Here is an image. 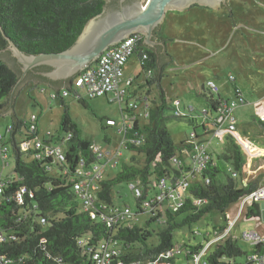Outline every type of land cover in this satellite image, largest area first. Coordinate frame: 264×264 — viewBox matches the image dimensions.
Instances as JSON below:
<instances>
[{"label": "trees", "instance_id": "1", "mask_svg": "<svg viewBox=\"0 0 264 264\" xmlns=\"http://www.w3.org/2000/svg\"><path fill=\"white\" fill-rule=\"evenodd\" d=\"M107 3L108 0H0V118L12 113V131L9 132V140H6V143L15 161L14 173L18 178V181L5 190L0 203V232L7 238L15 236L17 240L0 243V257L12 260V263L0 260V264H59L57 260L60 259L61 264H94L93 252L90 249H96L101 242H116L121 251L117 261L123 264L154 260L174 248V233L177 230L183 227L191 228L193 224L214 212L224 215L232 205L260 185L259 181L253 180L247 187L242 186L248 163L247 155L236 140L228 135L223 144V151L209 148V161L200 176L190 179L182 207L177 211L166 209L156 214L149 213L142 207V201L153 190L155 182L166 177L175 183L184 175V171L189 169L186 165H174L173 158L180 156V160L186 164L182 153L191 152L196 146L209 143L214 129L217 128L209 116L215 115L223 103L229 102L219 94L215 97L207 85H204L202 96L206 101V112L199 113L194 109L188 116H174L187 120L192 126L196 124V134L190 135L179 146L174 144L166 127V110L169 103L162 82L166 69L173 65L175 60L167 51L169 40L160 28L156 34L163 45L157 49L149 48L144 43L145 37L139 34L141 39L136 48V55L144 75L145 71L151 72V77L146 83L159 89L161 103L149 105V117L143 131L140 123L136 122L133 129L126 134L129 141L126 143V150L135 153L131 164H124L113 179L102 180L97 192L99 200L107 205L123 208L114 203L113 189L122 183H135L143 192L142 198L135 197L138 211L135 212L130 207L134 215L109 227L103 220L102 212L93 213L82 208L74 186L67 184L65 176L51 173L47 163L34 159L31 151H23L22 145L33 140L36 134L31 130V121L20 120L14 113L22 71L8 50L10 42L26 55L61 53L75 44L87 23L101 14ZM117 4L118 0L114 5ZM144 54L148 55L146 61H143ZM33 71L45 73L51 69L43 66ZM33 71L29 74L34 77L25 82L55 84L43 76H35ZM75 78L58 82L56 93L64 108L61 129L72 135L67 144L65 162L71 173L82 164L90 167L99 163L98 157L92 152V142L82 137L77 125L69 116V109L60 92L62 88H69ZM79 102L87 107L83 100ZM198 121L200 124H197ZM239 127L251 143L257 142L258 138H264V122L256 115L249 123H238V130ZM198 128L202 130V134L197 132ZM103 129L106 130L105 127ZM136 133L145 136L140 145L132 142L139 139L135 137ZM18 137L21 141L17 140ZM105 141L110 143V137L106 135ZM30 157L33 158L32 161L28 160ZM220 175L225 176L224 183L218 181ZM206 180L210 182L206 183ZM23 187L26 189L24 203L19 204L16 193ZM196 201L201 204H196ZM145 213L150 215V220L146 222L145 227H140L139 215ZM260 215V205L257 204L249 209L247 218H257ZM42 218L47 221L45 226L40 223ZM153 223L165 227L157 234V244L151 242L154 232L149 230V227ZM224 228L225 225L214 227V234L222 232ZM192 235L195 236L194 233ZM209 236L208 233L203 235L204 241H207ZM81 241L86 244H81ZM182 245L191 249L192 253L202 249V244ZM245 253L237 239L228 238L224 243L217 245L207 259L209 264H230ZM187 258L182 257L181 261H186ZM171 261L176 263L175 260Z\"/></svg>", "mask_w": 264, "mask_h": 264}, {"label": "rangeland", "instance_id": "2", "mask_svg": "<svg viewBox=\"0 0 264 264\" xmlns=\"http://www.w3.org/2000/svg\"><path fill=\"white\" fill-rule=\"evenodd\" d=\"M144 1L141 3L143 4ZM228 4L229 12L227 9L214 10L197 5L183 11H168L160 27L162 34L169 40L167 51L175 60L174 64L166 69L162 88L169 103V108L166 110V117H168L166 127L176 146L186 141L197 125L192 126L185 119L174 118L173 101L180 99L182 110L187 106L195 107L199 113L204 112L207 106L202 96V87L207 82L211 81L216 85L218 92L212 93L215 97L219 94L230 104L234 102L237 105L233 115L239 124H246L253 120L256 114L255 106L264 98V0H230ZM124 74L125 78H135L138 84L144 81V71L137 55L126 63ZM153 88L150 87L153 98H156L157 104H160V91L157 87ZM65 90H60L62 95ZM140 91L143 92L142 89ZM53 95L55 92L51 88L44 85L35 87L28 82L15 99L14 113L20 120L30 122L33 116L37 117L38 138L42 141L48 140L49 134L64 135L65 133L61 129L64 115L62 101L54 99ZM82 99L87 107L80 104L74 92L65 96L63 100L69 109L70 118L77 125L82 137L91 141L104 153L110 154L113 161H119L116 168H111L105 159L100 161L106 172L105 179H113L122 170L124 164H131V158L135 155L134 152L122 146L124 121L121 105L112 102V95L94 99L83 96ZM243 100L247 104H244ZM139 110L143 112L142 108ZM108 120L114 122V126L107 128ZM11 122L12 115L7 114L0 118V137L7 141L10 136L7 129ZM197 124H200V121ZM146 125L147 122L141 118V131ZM197 132L202 134L200 128ZM239 132L238 144L247 146L242 140L247 139L240 127ZM106 135L110 137V143L105 141ZM17 140L21 141V138L18 137ZM256 144L258 148L263 149L264 138H258ZM210 145L219 151L225 149V146L215 137L210 139ZM63 149H67L65 145ZM119 149L123 155L116 158ZM184 156H186L185 153ZM32 159V157L28 158L29 161ZM9 160L10 167L4 168L0 165V171L6 177L12 175L15 167L14 159ZM142 161H144L143 158ZM246 168L245 179H251L256 172H252V169L248 170V165ZM260 172L264 173V169ZM218 181L224 183L225 176L220 175ZM238 184L241 186L240 181ZM131 185L122 183L113 189L114 203L121 207L127 205L137 212V200ZM259 205L260 218L247 221L245 211L232 233L245 252L251 249L248 244L240 240V234L256 226H259L260 231H264V201H261ZM237 210L238 205L234 204L228 212L233 214ZM139 220L140 227H145L146 222L150 220V215L140 214ZM219 225H225L224 215L218 212L206 215L191 228L183 227L177 230L174 233V244H202L206 248L207 244L203 235L208 233L209 239H213L214 227ZM164 228L157 223L149 227V230L154 232L151 242L158 243L157 234ZM215 247V245L211 246L209 253ZM243 261V257L238 260V262Z\"/></svg>", "mask_w": 264, "mask_h": 264}, {"label": "built area", "instance_id": "3", "mask_svg": "<svg viewBox=\"0 0 264 264\" xmlns=\"http://www.w3.org/2000/svg\"><path fill=\"white\" fill-rule=\"evenodd\" d=\"M140 39L141 36L135 34L107 49L102 53L96 63L90 65L72 81L70 89H66L64 95H62L64 99L65 96L70 95V90L74 92V95L79 100H83V96L94 99L112 95V102L119 103L122 108L124 121V128L122 129V146L125 149L126 143L129 142L126 139L127 132L133 129L136 122L140 123L141 118H144L146 121L149 117L148 107L150 104L145 99V95L141 94L140 88L147 85L146 82L147 79L151 77V72L145 71V79L141 84L136 83L135 78H125L124 74L126 63L137 54L136 48ZM147 59L148 55L144 54L143 61ZM206 85L212 93L218 92L213 82H207ZM238 94L240 93L238 92ZM53 98L57 99L56 94L53 95ZM181 104L180 99L173 101L175 116H188L189 113L194 110L188 107L187 110L183 111ZM236 107L237 105L234 102L232 104L229 102L223 103L215 115L212 117L209 116V119H212L214 125L217 127L214 129L213 137L219 139L222 145L226 142V137L228 135H231L238 144L237 141L240 138V132L237 128L238 122L233 115L234 108ZM260 107L262 109L263 105L261 104L258 106V115H255L264 122V110H260ZM139 108H142L143 112H141ZM204 112H206V110ZM31 122L33 123L31 130L36 134V137L22 145L23 151H31V155L34 159L47 163L46 166L51 173L65 176L67 184L74 186V191L80 199L82 208L93 213L102 212L104 215L103 220L109 227H112L119 220L127 219L134 215L130 207L125 206L119 208L118 206H109L105 202L99 200L97 195V192L100 190V182L105 179L106 174L104 166L100 163L101 159H105L111 168H116L119 161H113V157H111L110 154L104 153L96 145H93L92 152L98 157L99 163L90 167L82 164L74 173H71L68 166H65L66 149H63V145L67 148L68 141L72 137L71 133L67 132L64 135L49 134L48 140L42 141L38 138L37 117L33 116ZM106 126L107 128L114 126V122L108 120ZM10 131H12L11 126L7 129L8 133ZM194 134H196V131H194L192 135ZM135 137H139V139L133 140L132 142L137 145L142 144L145 138L141 133H136ZM245 144L248 148L244 144L238 145H240L246 153L248 164L254 162V159H264V155L262 154L252 155L251 152L255 151L256 148L254 149L252 145L247 142ZM209 148H211L210 142L201 146H196L191 152H184L186 156L182 153L186 164L180 160V156H175L173 158L174 165L179 167L186 165L189 169L184 171V175L175 183H172L169 178L166 177L155 182L153 190L150 191L148 196L142 201V207L153 214L160 211L164 212L166 209L177 211L182 207L190 179L200 176L209 161ZM122 155L121 149H119L116 158L122 157ZM9 159H12V157L6 139L0 137V165L5 168V166L9 165ZM92 168L93 170H90ZM258 168L256 169L259 170ZM246 170L247 168H245V171ZM253 180L254 179H244L242 181V186L247 187L249 182ZM15 181H18V178L14 173V169L12 175L9 177H6V175L0 171V203L3 200L5 190ZM205 182L209 183L210 181L206 180ZM131 189L137 199L142 198L143 191L140 187L131 185ZM25 193V187L21 188L16 193L19 204L24 203ZM261 201H264V181L260 183L255 191L243 196L239 202L236 203L238 205V210L235 213L231 214L228 210L226 211L224 214L225 228L222 232H216L213 239L205 241L207 244L206 248L202 245L201 250L197 253H192L191 249L182 244H176L171 251L161 254L157 259L136 261L128 264H209L207 257L211 246L220 245L228 238L236 239L232 233L245 211V219L247 221L260 218H247V213L250 208L254 205H259ZM196 204H201V202L196 201ZM92 217L95 218V215L92 214ZM46 222L44 218L40 220L42 226H45ZM12 240L17 241L15 236L7 238L6 235L0 232V243H9ZM240 240L248 244L251 250L246 252L243 256V262H238L239 259H237L231 261L230 264H264V231H260L259 226L253 229H246L240 234ZM80 243L86 244L85 241H81ZM90 251L93 252L92 259L94 264H123L117 261L121 251L116 242H101L96 249H90ZM182 257L188 258L186 261H181ZM0 260L5 263H12V260L4 256L0 257ZM171 260H175L176 263ZM57 261L59 264L62 262L61 259Z\"/></svg>", "mask_w": 264, "mask_h": 264}, {"label": "water", "instance_id": "4", "mask_svg": "<svg viewBox=\"0 0 264 264\" xmlns=\"http://www.w3.org/2000/svg\"><path fill=\"white\" fill-rule=\"evenodd\" d=\"M115 1L108 0L103 12L87 23L75 44L61 53L26 55L12 42L8 50L24 75L45 66L51 71L42 73L43 77L52 82L68 81L96 63L107 49L135 34H142L149 48L162 46L163 43L155 41L154 36L168 11H183L200 5L214 10L227 9L229 12L227 4L230 0H145L143 4V0H118L117 6L114 5ZM27 83L19 82L18 93ZM33 85H44L57 93V89L47 83L35 82ZM70 86L62 89H70Z\"/></svg>", "mask_w": 264, "mask_h": 264}, {"label": "crops", "instance_id": "5", "mask_svg": "<svg viewBox=\"0 0 264 264\" xmlns=\"http://www.w3.org/2000/svg\"><path fill=\"white\" fill-rule=\"evenodd\" d=\"M197 6H199V7H201V8H207V7H202V6H200V5H197ZM150 87H152V89H154L153 87H156V86H148V85H146V86H142V88H140V89H142V91L143 92H141V94H144L145 95V99L148 101V103L150 104V105H154V104H157L158 103V101H157V99L156 98H153V95H152V90H150ZM243 102H244V104H247L246 103V101L245 100H243ZM263 105V107H262V109H261V107H260V110H264V98L263 99H261L260 101H258V103L256 104V106H255V110H256V115H258V106L259 105ZM185 109H183V111H185V110H187V106H185L184 107ZM191 108H193V109H195V107H191ZM258 108V109H257ZM243 140V142L244 143H249L250 145H252V147L255 149V151H252L251 152V154L252 155H256V154H262V155H264V148L263 149H260V148H258L256 145V143L257 142H254V143H251V142H249L248 140H244V139H242ZM246 141V142H245ZM256 144V145H255ZM212 147V146H211ZM248 148V147H247ZM257 149H259V150H261V151H258ZM263 161H264V159H254V162H251V163H249L248 164V170H253L252 172H256V174L251 178V179H254L255 181H259V183H262L263 181H264V174L262 173V172H260V170L261 169H264V164H263ZM252 165V166H251ZM9 167H10V163H9V165H8ZM258 167H260V168H258ZM256 168H258L259 170H257ZM259 172V173H258ZM261 176H263V178H261ZM261 180V181H260Z\"/></svg>", "mask_w": 264, "mask_h": 264}, {"label": "flooded vegetation", "instance_id": "6", "mask_svg": "<svg viewBox=\"0 0 264 264\" xmlns=\"http://www.w3.org/2000/svg\"><path fill=\"white\" fill-rule=\"evenodd\" d=\"M229 4H227V6H228ZM226 6V7H227ZM154 39H155V41H157V42H161V40H160V38H159V36L156 34V32H155V36H154ZM158 47H161V46H158ZM21 67V66H20ZM21 71H22V68H21ZM33 71V70H32ZM31 71H29L26 75H24V73H23V71H22V76H21V79H20V81H22V82H24V81H26L27 79L29 80V79H31L32 77H34V76H32V75H30L29 73H30ZM34 73V75L35 76H38V77H41L42 76V71H33ZM19 81V82H20ZM55 84H51V87H54L55 89H58V86H59V84H58V82H54ZM50 85V84H49Z\"/></svg>", "mask_w": 264, "mask_h": 264}, {"label": "bare ground", "instance_id": "7", "mask_svg": "<svg viewBox=\"0 0 264 264\" xmlns=\"http://www.w3.org/2000/svg\"><path fill=\"white\" fill-rule=\"evenodd\" d=\"M248 180V179H247ZM236 205V204H235Z\"/></svg>", "mask_w": 264, "mask_h": 264}]
</instances>
